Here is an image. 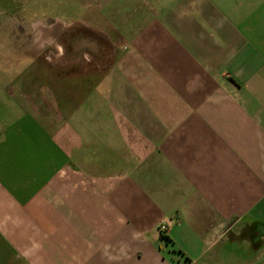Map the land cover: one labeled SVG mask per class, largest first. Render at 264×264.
Here are the masks:
<instances>
[{
  "label": "crops",
  "instance_id": "crops-1",
  "mask_svg": "<svg viewBox=\"0 0 264 264\" xmlns=\"http://www.w3.org/2000/svg\"><path fill=\"white\" fill-rule=\"evenodd\" d=\"M49 8L96 66L0 24V264H264V0Z\"/></svg>",
  "mask_w": 264,
  "mask_h": 264
},
{
  "label": "rangeland",
  "instance_id": "rangeland-1",
  "mask_svg": "<svg viewBox=\"0 0 264 264\" xmlns=\"http://www.w3.org/2000/svg\"><path fill=\"white\" fill-rule=\"evenodd\" d=\"M49 9H50L49 0H0V24H2L3 21H5L6 23H11L12 25L11 29L14 30L15 32L14 34L16 35H18V33H20L21 31H22L21 33H23L24 31V33H26L27 36L26 47H28L29 49H36V50L41 49L43 55L44 52H47L49 55L50 52L54 53V51H57L59 54L58 56L59 58H57V62H54L55 58H52L51 60L52 62H47L48 65L46 66L43 57L42 58L40 57L35 60L34 65L41 63L42 65H45V67L51 66L50 69L52 70V72H54L55 74H57V76L61 78H65L68 76H81L83 71H85L86 67H88L87 65H90L91 67H95L96 61L93 60L89 63V62H83L84 60L81 61V59H79V61L71 64L68 63L67 60L65 61V59L63 60L60 57L63 53V49H65L64 45L62 47L59 43L56 44L55 42H52L51 44L50 43L46 44L42 42L41 46H39V44H35L33 42L34 40L29 41V38L34 39L35 37H38L39 32L37 31V28H40V25H47L48 22L51 21L49 18H51V16L53 15L50 14ZM34 13H37L38 16H33ZM39 17H41L42 19H38ZM57 21L61 23V20L58 19ZM59 25L60 24H58V29H61V26ZM75 32H77L76 27L69 28L67 32H64L62 34L61 41L65 43L66 39L70 38V35L74 34ZM109 61L110 58H107L106 60L107 64ZM41 64H39V66ZM35 76L36 79H33L32 81L34 84L36 85H40V83H45L46 85L51 84V82H49L50 79L49 74L37 73L36 71ZM72 81H74L75 84L74 87L80 91L82 87L81 85L82 80H72ZM0 82H2L1 76H0ZM61 83L62 85L69 84V82L66 81Z\"/></svg>",
  "mask_w": 264,
  "mask_h": 264
},
{
  "label": "bare ground",
  "instance_id": "bare-ground-1",
  "mask_svg": "<svg viewBox=\"0 0 264 264\" xmlns=\"http://www.w3.org/2000/svg\"><path fill=\"white\" fill-rule=\"evenodd\" d=\"M81 41V40H80Z\"/></svg>",
  "mask_w": 264,
  "mask_h": 264
}]
</instances>
